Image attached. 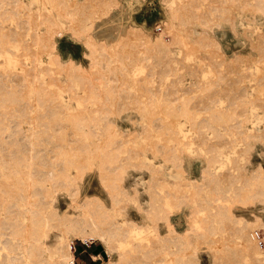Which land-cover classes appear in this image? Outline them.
<instances>
[{
    "label": "rangeland",
    "instance_id": "obj_1",
    "mask_svg": "<svg viewBox=\"0 0 264 264\" xmlns=\"http://www.w3.org/2000/svg\"><path fill=\"white\" fill-rule=\"evenodd\" d=\"M1 72L4 250L97 197L76 264H264V0H0Z\"/></svg>",
    "mask_w": 264,
    "mask_h": 264
},
{
    "label": "bare ground",
    "instance_id": "obj_2",
    "mask_svg": "<svg viewBox=\"0 0 264 264\" xmlns=\"http://www.w3.org/2000/svg\"><path fill=\"white\" fill-rule=\"evenodd\" d=\"M4 74L5 73L3 72L0 73L1 76H4ZM18 74L21 75V73H17V75ZM22 80H24V78H22ZM73 120L75 123L76 122L79 123L78 122L79 117L77 118L75 116ZM0 162L1 164H5L6 162L5 158L0 157ZM5 193H6V189L4 188V184L0 181V200L4 202L8 201L5 199L7 197L2 196ZM52 202L53 200L50 201L49 206L52 204ZM11 207L12 205H5L4 208L6 210V214L2 215L0 213V227H6V224L8 222L10 223L11 220L10 215L13 214V210L10 209ZM79 207L81 209V213H77V214L69 213V212L60 213L57 210L56 206L51 207V211L47 216L48 219L53 220L54 224L59 225L60 227L65 229L70 238L68 240L62 239L54 249H50L46 245V242L43 240L41 242L40 247L42 248V250L47 252L46 256L43 257L42 259L43 262L53 263V264H76L73 255L74 246L72 244V239L76 238L84 243L93 242L95 239L98 240L103 239L105 232L102 230V225L107 222V211L101 205L98 198L86 197ZM28 210L31 211L29 208H27V211ZM17 214L25 215V210H23L22 207L18 206ZM130 221L135 222L134 220H130ZM20 223L21 222L13 223L15 229L16 227L21 225ZM169 231L170 233L173 234H175L176 232L171 227H169ZM45 235H46L45 232L39 234V236H41L40 238L42 239L45 238ZM8 245H9L8 240L6 238L0 237V264H32L28 260L26 254L24 253L18 254L19 252L12 253L9 252L8 250H4L5 247L8 248ZM24 247L25 246H23V248ZM28 249L30 251L32 250L30 247H28L27 250ZM105 264H114V263L108 262Z\"/></svg>",
    "mask_w": 264,
    "mask_h": 264
},
{
    "label": "crops",
    "instance_id": "obj_3",
    "mask_svg": "<svg viewBox=\"0 0 264 264\" xmlns=\"http://www.w3.org/2000/svg\"><path fill=\"white\" fill-rule=\"evenodd\" d=\"M87 245H88V244H87ZM92 254H93V253H91V256H92ZM93 255H95V254H93Z\"/></svg>",
    "mask_w": 264,
    "mask_h": 264
}]
</instances>
